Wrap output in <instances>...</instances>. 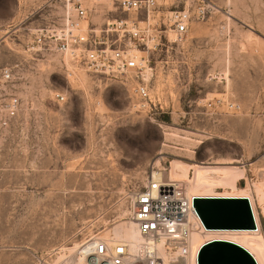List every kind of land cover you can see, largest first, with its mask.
<instances>
[{
  "label": "rangeland",
  "instance_id": "1",
  "mask_svg": "<svg viewBox=\"0 0 264 264\" xmlns=\"http://www.w3.org/2000/svg\"><path fill=\"white\" fill-rule=\"evenodd\" d=\"M68 1L0 0V73L12 70L23 100L0 128V264L59 262L90 237L114 236L130 223L131 194L154 168L170 177L174 161L243 169L238 187L254 198L264 237V0H201L204 21L138 53L149 59L152 110L139 106L134 74L115 79L45 51L39 32L61 28L66 12L77 17ZM83 4L87 35L106 36L117 18L146 19L123 13L118 0ZM198 4L157 0L161 12ZM222 131L231 142L211 139Z\"/></svg>",
  "mask_w": 264,
  "mask_h": 264
},
{
  "label": "built area",
  "instance_id": "2",
  "mask_svg": "<svg viewBox=\"0 0 264 264\" xmlns=\"http://www.w3.org/2000/svg\"><path fill=\"white\" fill-rule=\"evenodd\" d=\"M84 1L76 0L73 3L76 18L66 12L65 23L61 28L39 32V42L44 38L45 51L50 54H69L89 71L115 79H129L134 74L138 81L134 92L139 106L149 110L157 108L149 86L144 81V69L148 67L149 59L139 57L138 53L157 50L162 37L167 38L168 32H174L177 38L182 39L188 31L189 23L194 20L204 21L209 14L208 10L200 5L201 0H197L199 4L193 9L170 12H161L157 8V0H118L119 9L123 13H134L137 17L144 14L146 19L130 21L117 18L114 23L108 24L104 31L106 36L98 37L82 31L81 27L89 17ZM156 18L160 20L159 26L154 23ZM152 31L157 32V35L151 36ZM114 34L116 38L113 41L110 36ZM13 82L12 70H1L0 128H7L19 116L23 107V100L17 94ZM57 98L61 102L65 101L62 95ZM229 108L240 109L233 104ZM159 172L162 177H157ZM165 172L152 169L145 187L130 196L129 218L137 226L140 239L131 242L111 241L101 236L90 237L78 248L77 255L80 253L84 257L81 264H191L195 259L198 261L202 247L216 239L206 240L201 245L194 243L195 235H204L207 231L195 208L196 197L187 192L183 182L165 176ZM210 198L225 197L213 195ZM75 254L48 264H77Z\"/></svg>",
  "mask_w": 264,
  "mask_h": 264
},
{
  "label": "bare ground",
  "instance_id": "3",
  "mask_svg": "<svg viewBox=\"0 0 264 264\" xmlns=\"http://www.w3.org/2000/svg\"><path fill=\"white\" fill-rule=\"evenodd\" d=\"M75 73L77 74V72ZM162 176L163 175L160 172L157 174V177ZM170 178L183 182L187 192L191 196L210 198V196L213 195H221L225 198H249L257 224V229L207 230L204 235H195L194 243L201 245L204 241L209 239L231 241L248 250L258 264H264V237L261 232L262 222L255 209L253 202L254 198L251 196L249 191L238 187V182L245 179V171L243 169L235 166L221 165L211 167L204 166L203 164H188L182 161H174L170 172ZM218 190H223L224 192H217ZM262 196L264 197V192L262 193ZM113 235L114 236L112 237L106 235L104 239L111 241L128 240L131 242H137L140 239L137 226L131 221L129 224H121L115 227L113 229ZM78 248L79 245L76 246L73 251V253H76L75 255L78 253ZM83 259V254L79 253L75 262H77V264H81ZM61 260L63 259H60V261ZM191 264H198L197 259L192 261Z\"/></svg>",
  "mask_w": 264,
  "mask_h": 264
},
{
  "label": "water",
  "instance_id": "4",
  "mask_svg": "<svg viewBox=\"0 0 264 264\" xmlns=\"http://www.w3.org/2000/svg\"><path fill=\"white\" fill-rule=\"evenodd\" d=\"M196 210L207 230H255L253 209L249 198L194 199ZM198 264H258L244 247L225 240L205 244Z\"/></svg>",
  "mask_w": 264,
  "mask_h": 264
},
{
  "label": "crops",
  "instance_id": "5",
  "mask_svg": "<svg viewBox=\"0 0 264 264\" xmlns=\"http://www.w3.org/2000/svg\"><path fill=\"white\" fill-rule=\"evenodd\" d=\"M244 135L247 136V133L246 131L244 132ZM211 139L212 140H215V139H218L220 141H222L224 144L227 143V142H231V139H230V133L229 132H226V131H222L219 135H211ZM200 143H204L203 141H200ZM242 141L240 140L239 142V145H240V149H241V152H240V157L242 156L243 154V157L246 155V148L243 147V150H242ZM245 146V145H244ZM218 155H222L223 159L226 158V155H224V152H217ZM223 153V154H222Z\"/></svg>",
  "mask_w": 264,
  "mask_h": 264
}]
</instances>
